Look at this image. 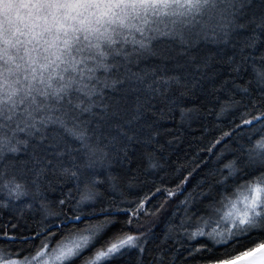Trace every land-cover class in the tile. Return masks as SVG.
Masks as SVG:
<instances>
[{
    "label": "snow or ice",
    "instance_id": "6c2138e0",
    "mask_svg": "<svg viewBox=\"0 0 264 264\" xmlns=\"http://www.w3.org/2000/svg\"><path fill=\"white\" fill-rule=\"evenodd\" d=\"M0 264H264V0H0Z\"/></svg>",
    "mask_w": 264,
    "mask_h": 264
},
{
    "label": "trees",
    "instance_id": "16d2710c",
    "mask_svg": "<svg viewBox=\"0 0 264 264\" xmlns=\"http://www.w3.org/2000/svg\"><path fill=\"white\" fill-rule=\"evenodd\" d=\"M178 120H179V117H178V115H177V121H178ZM172 127H173L172 124H168V125H167V128H169V129H171ZM168 139H171V137H170V136H164L163 139L161 140V144H164V142H165L166 140H168ZM164 146H165V148H167V145H166V144H165ZM186 148H187V145H185V149H186ZM174 160H175V157H174ZM180 162H183V153H180V160L177 161V163H180ZM244 245H245V247L250 246V245L247 244L246 241L244 242ZM242 250H243V248H238V249H237V252L242 251Z\"/></svg>",
    "mask_w": 264,
    "mask_h": 264
}]
</instances>
